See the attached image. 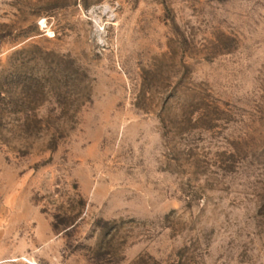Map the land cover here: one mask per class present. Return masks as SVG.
Listing matches in <instances>:
<instances>
[{"label": "rangeland", "instance_id": "1", "mask_svg": "<svg viewBox=\"0 0 264 264\" xmlns=\"http://www.w3.org/2000/svg\"><path fill=\"white\" fill-rule=\"evenodd\" d=\"M2 264H264V0H0Z\"/></svg>", "mask_w": 264, "mask_h": 264}, {"label": "built area", "instance_id": "2", "mask_svg": "<svg viewBox=\"0 0 264 264\" xmlns=\"http://www.w3.org/2000/svg\"><path fill=\"white\" fill-rule=\"evenodd\" d=\"M0 264H2V262L0 261Z\"/></svg>", "mask_w": 264, "mask_h": 264}]
</instances>
